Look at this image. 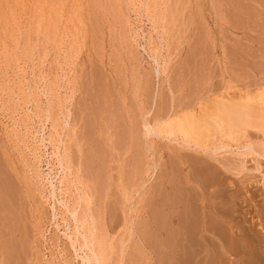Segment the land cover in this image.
Instances as JSON below:
<instances>
[{"label": "rangeland", "instance_id": "rangeland-1", "mask_svg": "<svg viewBox=\"0 0 264 264\" xmlns=\"http://www.w3.org/2000/svg\"><path fill=\"white\" fill-rule=\"evenodd\" d=\"M263 69L264 0H0V264H264Z\"/></svg>", "mask_w": 264, "mask_h": 264}, {"label": "bare ground", "instance_id": "bare-ground-1", "mask_svg": "<svg viewBox=\"0 0 264 264\" xmlns=\"http://www.w3.org/2000/svg\"><path fill=\"white\" fill-rule=\"evenodd\" d=\"M254 56V55H253ZM250 63V62H249ZM264 70V69H263ZM263 72V71H262ZM264 74V73H263ZM250 76V74H249ZM255 78V77H254ZM263 91V90H262ZM261 92V91H260ZM263 93V92H262ZM257 96V95H256ZM246 99L248 98L245 97ZM254 98V97H253ZM214 100V99H213ZM235 100V99H234ZM257 100V99H256ZM264 100V99H263ZM218 100H216L215 102H217ZM223 101V100H222ZM255 102V101H254ZM214 103V102H212ZM218 103V102H217ZM234 103V102H233ZM252 103V102H251ZM216 105V103H215ZM259 105V104H258ZM214 106V105H213ZM219 106V105H218ZM256 106V105H255ZM259 107V106H258ZM212 108V107H211ZM250 108V107H249ZM208 109V107H207ZM214 110V109H213ZM216 110V109H215ZM264 110V109H263ZM210 111V110H209ZM247 111V110H246ZM186 113V112H185ZM184 113V114H185ZM251 113V112H249ZM248 113V114H249ZM244 114V113H243ZM248 114H247V119H248ZM183 115V114H182ZM214 115V114H213ZM236 115V114H235ZM184 116V115H183ZM217 116V115H215ZM219 116V114H218ZM221 117L220 119L217 118L214 119L213 116H206L204 115V117H197L194 115V113H187L185 114V116L181 119L176 118L175 120V124L173 125L175 130V133H181L182 134V138L185 140L184 142L187 144H191V146H193V148H202V147H206L208 145H212L214 142L215 138H219V141L221 140V142L226 143V144H236V145H241V141L243 139H245V134L246 131L242 130V128H239L241 126H239V124L241 122L236 121L235 123L233 122L231 123H227L224 122V120L222 119V115L219 116ZM227 117V116H226ZM250 118V117H249ZM222 119V120H221ZM226 119V118H225ZM254 119H249L247 121V124H245V126L250 127L251 125H254L253 127H255V123L259 122L253 121ZM261 120V119H260ZM229 121V120H228ZM262 121L264 122V120L262 119ZM174 122V120H173ZM238 122V123H237ZM172 123V122H171ZM170 123V124H171ZM243 123V122H242ZM246 123V122H244ZM243 123V124H244ZM228 124V125H227ZM172 125V124H171ZM234 127H233V126ZM242 125V124H240ZM232 126V127H230ZM166 127H170V125H166ZM173 128V127H172ZM164 129V127L162 128ZM170 128H165L164 131L165 132H172L171 129L170 131L168 130ZM263 129V128H262ZM159 131V130H158ZM159 132H161L160 134H162V131L160 130ZM178 133V134H179ZM249 133V132H248ZM174 134V133H173ZM169 135H172V133ZM225 144V146H227ZM235 145V146H236ZM224 146V147H225ZM230 147V146H228ZM251 150V147H249ZM248 149V148H247ZM249 150V149H248ZM253 150V149H252ZM251 150V151H252ZM253 152V151H252ZM12 250V249H11Z\"/></svg>", "mask_w": 264, "mask_h": 264}]
</instances>
